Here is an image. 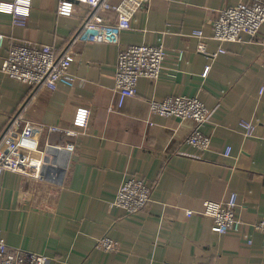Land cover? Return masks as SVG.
Returning a JSON list of instances; mask_svg holds the SVG:
<instances>
[{"label":"crops","instance_id":"crops-1","mask_svg":"<svg viewBox=\"0 0 264 264\" xmlns=\"http://www.w3.org/2000/svg\"><path fill=\"white\" fill-rule=\"evenodd\" d=\"M243 1L253 0H149L131 29L112 31L118 42L77 37L89 13L82 4L64 17L61 0H31L25 25L0 11V138L7 133L18 144L7 170H0V230L11 248L46 254L50 264H264V236L253 228L264 219V25L256 37L242 33L241 42L213 36L219 13ZM103 14L110 24L117 21L114 11ZM201 40L205 53L198 50ZM25 41L72 49L75 85L45 87L30 98V86L2 70L9 48ZM143 43L165 46L163 73L157 81L141 78L136 96L118 109L119 52ZM220 48L226 52L215 56ZM176 95L197 97L213 110L202 126L209 150L186 142L193 120L151 114L149 100ZM24 103L29 121L11 125ZM79 106L91 112L81 134L49 129L70 128ZM241 122H253L254 134ZM69 143L75 149L65 171L42 166L47 159L55 163L58 150L50 145L65 150ZM39 172L44 180L36 179ZM135 176L151 186L152 203L128 213L112 203ZM232 193L243 224L218 235L203 212L209 200L227 202ZM104 235L116 250L99 247Z\"/></svg>","mask_w":264,"mask_h":264},{"label":"built area","instance_id":"built-area-1","mask_svg":"<svg viewBox=\"0 0 264 264\" xmlns=\"http://www.w3.org/2000/svg\"><path fill=\"white\" fill-rule=\"evenodd\" d=\"M149 0H120L112 4L109 0H61L58 6V14L70 17L74 13L75 4H82L87 7L89 13L87 18L79 27L77 37L87 39H105L109 42H118V37L112 31L119 34L122 31L132 28L133 21L139 10L143 9ZM31 0H10L0 2L1 12L13 15V22L16 25H25V17L29 16ZM10 8V10H9ZM111 10L117 14V21L110 24L103 11ZM264 25V0L243 1L236 6L223 9L214 21V38L220 43L241 42L242 33L247 32L252 37L259 35ZM193 34L202 38V32L196 31ZM4 36L0 34V46L3 44ZM206 43L200 41L198 50L206 52ZM226 50L220 48L214 55L224 53ZM183 52L179 57L182 58ZM167 57L166 48L163 44H135L123 47L118 56L117 70L115 74V92L118 97L117 108L121 109L128 98L136 96L138 84L141 78H148L157 81L164 70V62ZM75 61V53L67 48L62 52H56L51 45H34L29 41L15 44L9 48L8 56L5 59L2 70L12 79L18 80L30 86V98L36 95L42 88L55 90L60 84L73 87L75 77L71 73V66ZM210 67H207L204 74L207 75ZM259 94L264 96V80L260 86ZM27 102V101H26ZM151 114L165 118H177L181 121L193 120L194 130L187 137L186 142L199 150L206 151L211 148V137L202 131V126L210 121L213 110L201 99L189 96H169L163 99L153 98L149 100ZM115 111L114 105L109 107ZM90 109L86 106L76 108L72 126L70 128L50 127L51 131L63 130L66 136H77L81 134L89 124ZM26 116V103L22 104L16 114L11 118V125L21 126L28 122ZM153 124V123H151ZM240 126L248 134L255 132L253 122H241ZM58 150L55 163L50 160H43L42 166L49 168L57 165L65 171L67 157L74 152L75 145L69 143L65 150L60 146L50 145L49 148ZM18 144H15L9 134H3L0 138V170H7ZM61 151H66V156L61 159ZM60 152V153H59ZM225 154L231 155L232 148L229 146ZM64 161V164H63ZM43 172L37 174V180H44ZM152 203L151 186L140 177H131L125 180L119 187L113 201L114 206L123 208L128 213H135L149 208ZM238 195L232 193L227 202L209 200L206 203L203 214L213 220L212 230L218 235L227 231L239 230L243 224L237 216ZM188 216L193 215L188 210ZM253 228L264 236V219L253 224ZM252 243V240H249ZM98 245L105 251H114L117 248L115 240L104 235ZM0 264H50L46 254L38 252L22 251L18 248H11L5 241L0 230ZM213 264V263H198Z\"/></svg>","mask_w":264,"mask_h":264},{"label":"clouds","instance_id":"clouds-1","mask_svg":"<svg viewBox=\"0 0 264 264\" xmlns=\"http://www.w3.org/2000/svg\"><path fill=\"white\" fill-rule=\"evenodd\" d=\"M22 2H26V0H22ZM0 10H3V8H2V7H0ZM9 10H10V8H9Z\"/></svg>","mask_w":264,"mask_h":264},{"label":"water","instance_id":"water-1","mask_svg":"<svg viewBox=\"0 0 264 264\" xmlns=\"http://www.w3.org/2000/svg\"><path fill=\"white\" fill-rule=\"evenodd\" d=\"M49 150H51V148L49 149ZM56 154V153H55ZM55 157V156H54Z\"/></svg>","mask_w":264,"mask_h":264}]
</instances>
